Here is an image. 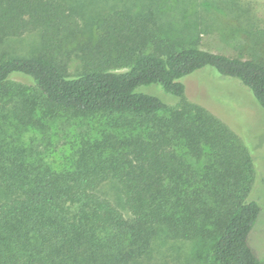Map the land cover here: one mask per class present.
<instances>
[{"label":"trees","instance_id":"1","mask_svg":"<svg viewBox=\"0 0 264 264\" xmlns=\"http://www.w3.org/2000/svg\"><path fill=\"white\" fill-rule=\"evenodd\" d=\"M140 7L96 18L84 38L65 0H0V264H132L158 237L209 248L208 264H264L248 243L261 213L254 160L182 82L210 67L264 109V64L166 46L159 9ZM27 33L40 38L34 55L2 50ZM152 85L176 106L137 91ZM95 117L103 127L61 150L65 160L35 147L48 125Z\"/></svg>","mask_w":264,"mask_h":264},{"label":"rangeland","instance_id":"2","mask_svg":"<svg viewBox=\"0 0 264 264\" xmlns=\"http://www.w3.org/2000/svg\"><path fill=\"white\" fill-rule=\"evenodd\" d=\"M65 1L79 19L84 38L94 34L92 27L96 18L118 10L132 9L135 13L139 6L145 9L152 3L159 9V24L169 26L165 33L167 37L163 36L166 46L180 48L194 45L214 53L250 57L264 64V0ZM39 48L40 38L37 33L9 39L2 46L4 52L15 56H31ZM79 72V63L73 60L68 66V73L76 76ZM10 80L24 88L32 86L30 79L24 76L14 75ZM182 82L186 87L187 101L204 107L222 120L244 142L254 160L256 179L250 200L260 205L261 213L249 235L248 243L255 255L264 262V109L238 80L223 77L210 67L186 76ZM137 91L156 96L169 106L178 103L175 97L157 85L140 87ZM104 122L105 119L99 117L58 121L47 126L44 142L36 141L35 147L42 151L46 148L51 157L65 160L61 150L65 153L83 135L97 133ZM26 137L27 134L24 140ZM102 191L117 202V206L124 212L122 201L115 193L114 183L106 184ZM208 252L209 248L200 247L195 241H170L158 237L153 241L149 253L132 264H208Z\"/></svg>","mask_w":264,"mask_h":264}]
</instances>
